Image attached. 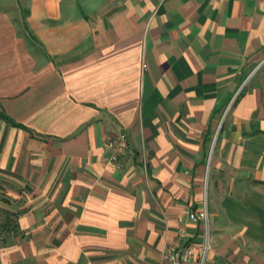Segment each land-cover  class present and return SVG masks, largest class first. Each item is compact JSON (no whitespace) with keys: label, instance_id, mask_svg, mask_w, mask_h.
I'll return each instance as SVG.
<instances>
[{"label":"crops","instance_id":"crops-1","mask_svg":"<svg viewBox=\"0 0 264 264\" xmlns=\"http://www.w3.org/2000/svg\"><path fill=\"white\" fill-rule=\"evenodd\" d=\"M263 58L264 0H0V264H164L205 202L264 264Z\"/></svg>","mask_w":264,"mask_h":264},{"label":"built area","instance_id":"built-area-1","mask_svg":"<svg viewBox=\"0 0 264 264\" xmlns=\"http://www.w3.org/2000/svg\"><path fill=\"white\" fill-rule=\"evenodd\" d=\"M144 68H147L145 65ZM264 71V58L252 69L250 77ZM130 153V143L127 133L121 130L108 135L104 144V156L107 165L116 169L123 168V160ZM185 224L178 229L176 239L166 246L162 253L164 264H208L212 249L211 218L207 203L201 210L189 209L185 215ZM194 223L203 226V240L196 242L187 224Z\"/></svg>","mask_w":264,"mask_h":264},{"label":"trees","instance_id":"trees-1","mask_svg":"<svg viewBox=\"0 0 264 264\" xmlns=\"http://www.w3.org/2000/svg\"><path fill=\"white\" fill-rule=\"evenodd\" d=\"M31 33V32H30ZM30 37L32 38V39H34L33 37H32V35L30 34ZM1 118H3L4 120H6V121H8V122H11L6 116H4V115H1L0 116ZM12 123V122H11Z\"/></svg>","mask_w":264,"mask_h":264}]
</instances>
